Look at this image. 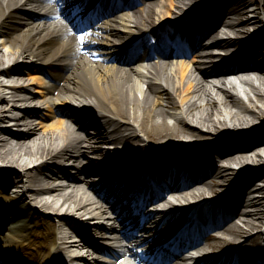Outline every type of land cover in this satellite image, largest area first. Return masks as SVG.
Wrapping results in <instances>:
<instances>
[{"label":"bare ground","instance_id":"1","mask_svg":"<svg viewBox=\"0 0 264 264\" xmlns=\"http://www.w3.org/2000/svg\"><path fill=\"white\" fill-rule=\"evenodd\" d=\"M184 1L147 0L140 5L134 0L129 12H123L121 17L117 13L94 22L96 25L69 27L71 11L81 4L76 0H0V51H5L0 52V76L14 82L12 87L0 85V201L24 209L31 199L51 214L32 205L27 212L33 209L38 214L41 225H47L44 230L37 224L27 236L18 231L30 225L17 228L16 223L8 231L18 232L21 239L17 240L5 235L4 230L5 236L0 234V264H59L54 259L55 251L62 260L81 262L85 257L72 253L79 252L73 251L78 244L67 234L72 217L85 213L79 215L83 220V216L94 214L96 220L126 224L120 215L116 220L109 215L103 204L95 205L89 191L100 188L101 192L107 187L105 192L112 194L116 183L126 179L124 174H118L120 170L140 168L154 157L157 162L149 168L162 171L159 160L167 151L160 150L154 157L152 153L175 138L208 139L202 148L219 154L220 161L214 164L220 171L212 170L210 156L192 155L191 172L186 174L195 181L183 188L170 187L172 191L179 190L175 199L178 203L170 202L163 210L155 211L153 216L164 217L156 225L160 224L161 229L176 227L194 207L193 202L202 200L200 215L207 210L218 224L210 242H198L192 251L202 257L216 252L211 257L221 259L218 264H226L225 258L233 261L234 257L246 259L248 264L264 259V184L255 188L252 184L241 197L237 195L239 185L246 183L249 175L264 182V151L260 150L264 144L259 143L264 140V132L257 135L264 130V0H234L231 4L226 0L229 14L222 15L220 26L212 25L214 30L207 38H216L219 33L221 36L208 46L201 39L211 24L209 11L198 10L201 0ZM216 2L221 0H210L209 5L213 7ZM45 5L49 7L43 11L30 8ZM251 7H255L254 17L249 16ZM177 21L182 22L178 25ZM199 24L202 28L197 32ZM258 24L263 30L250 42L251 28ZM85 27L90 28L83 30ZM181 27L191 31L187 33L189 39L203 34L194 53L164 55L163 62L153 61V57L147 60V67L144 63L136 66L134 57L121 53L119 45H127L124 42L135 35L145 42L148 38L161 39L163 33ZM251 46L255 51L248 59ZM27 57L32 61L21 65L20 61ZM7 63L11 65L6 67ZM25 66L30 82L18 84L26 77L22 74ZM239 82L251 86L244 98L228 86H238ZM3 85L14 89L15 102L26 105L25 109L14 105L21 113L11 119L12 130L5 125L10 122L3 110L8 102ZM39 100L43 105L38 107ZM41 108L43 117L39 118ZM254 150L257 151L253 153ZM176 158L174 165L180 162ZM234 165H240L238 176ZM55 169L57 172L49 175ZM69 169L77 174H71ZM152 173L145 172L144 178ZM57 176L68 183L57 184ZM101 177V183H96ZM208 194L219 197L207 198ZM166 202L159 200L153 208ZM232 206L236 213L230 209ZM147 220L140 225L153 226L150 221L145 224ZM95 225L94 237L102 240L99 244L85 233L82 237L85 247L96 253L93 256L87 252L96 264H131L127 256L138 263L145 262L138 255L137 244L141 241L134 231L128 236L125 253H117L116 260L100 261L99 256H107L106 248L113 241L109 235L118 233L115 224ZM58 230L65 239L61 246H57ZM68 253L71 254L67 256ZM179 260L181 254L169 264H187ZM147 264L157 263L153 259Z\"/></svg>","mask_w":264,"mask_h":264},{"label":"rangeland","instance_id":"2","mask_svg":"<svg viewBox=\"0 0 264 264\" xmlns=\"http://www.w3.org/2000/svg\"><path fill=\"white\" fill-rule=\"evenodd\" d=\"M202 2L201 3H199L198 4V9H200V7L201 6H203V5H208V3L210 2V0H201ZM221 2L223 3L224 2V4L223 5H221L220 3V5H221V7H223L224 9H226L227 10V13L229 12L228 11V8H229V6L228 5H226V2L225 1H222L221 0ZM215 4V3H214ZM213 4V5H214ZM217 4H218V2H217ZM210 9H212V8H210ZM215 10H218V7L216 6V4H215ZM258 27H263L262 25H260V24H258V25H256L255 27H252L251 28V34L253 33L252 31L253 30H255V29H257ZM251 34H250V36H251ZM2 41H1V38H0V43H1ZM3 49V51H0L1 53H5V51H4V48H2ZM217 51V50H216ZM225 52H222V54H224ZM217 54H219V52L217 51ZM28 60H31L29 57H27V58H25V59H23V60H21L20 61V64L21 63H23V65H25L26 63H28ZM12 63V62H11ZM11 63H7L5 66L7 67L9 64L11 65ZM22 69H23V75H25L26 76V74H27V70H26V67H22ZM24 81L26 82V84L29 82V80H28V76H26L25 78H24ZM1 82H3V83H11V81H7L6 79H4V77H0V83ZM228 86H229V88L235 93V92H238V93H240V95L244 98V96H245V92H250V88H251V86H249V85H243L241 82H239L238 83V86L236 85L235 87L234 86H232L231 84H228ZM1 88H6V87H1ZM240 91V92H239ZM5 92H6V96H7V98H8V102H7V104H5V105H3V110L4 111H6L5 112V115H7L9 118L7 119V121H9L10 123H7V124H5L8 128H10L11 130H12V125H11V119L13 118V116H16V115H19L21 112H20V110L19 109H14V105H18V106H21L22 104H24V103H22V102H19V103H17V102H15L14 100H13V94H14V89H12V88H6L5 89ZM23 95H27V94H23ZM41 103V100H39L38 101V104H40ZM261 105H263L264 106V103L262 102L261 103ZM40 106V105H39ZM43 108V107H42ZM41 108V113L39 114V117H43L41 114H42V109ZM3 126H4V124H3ZM202 130H204V129H202ZM176 139V138H175ZM185 138H180V139H178L177 138V140H175L176 142H178L179 140H184ZM164 140H166V139H164ZM163 140V141H164ZM173 139H170V141H172ZM185 140H187V139H185ZM207 140L208 139H202V140H199V141H193V142H196L197 144H200L201 146H200V149H199V151L198 152H200V153H203V151H206V150H204L203 148H202V146L204 145V143H206L207 142ZM192 141V140H191ZM151 142L152 141H149L148 143L149 144H151ZM145 143H147V142H145ZM157 143V142H156ZM105 146H109L108 145V143H106V144H104ZM258 150V149H257ZM257 150H254L253 151V153L254 152H256ZM262 152L264 151V149H260ZM213 155H215V157L216 158H218V156H217V154H213ZM26 157V156H25ZM113 157L114 158H116L117 157V155H113ZM234 167H235V173H236V175L238 176V173L240 172V170H239V168H240V165H234ZM56 170V169H55ZM212 170L213 171H220V169L218 168V166L215 164V165H213V168H212ZM211 170V171H212ZM69 172H71V174H77V172L75 171V170H73V169H69L68 170ZM55 172H57V170L56 171H54L53 170V172H49V175L50 174H53V173H55ZM57 174V173H56ZM235 175V177H237ZM58 176L59 177H61L60 176V174H58ZM57 176V177H58ZM56 178L57 179V184L58 183H64V184H67L68 183V181L67 180H63V179H61V178ZM97 180H100V179H96V181ZM209 180H212V179H209ZM95 181V182H96ZM92 182H94V181H92ZM252 184H255V186H254V188L255 187H257V186H263V184H264V182H261V183H259V178H257V177H252V175H249L248 177H247V182L245 183H243V184H241V185H239V187H240V191H237V195H238V197H241L242 196V192L245 190V189H247V187L248 186H252ZM229 189H232V187H229ZM12 191V190H11ZM20 191V189L18 190V192ZM89 193L91 194L90 196H91V198H93V200L96 202L95 203V205H97V204H100L98 201H99V199H98V196H97V194H96V189H91V191H89ZM257 194H259V193H257ZM178 194H176V195H171L172 197H174V196H177ZM208 197H210V198H218L219 197V195H216V196H211L210 194H208V196H207V198ZM175 198V197H174ZM227 199H229L230 200V198H227ZM231 201V200H230ZM194 203V202H193ZM231 203H233L232 201H231ZM27 205L25 206L26 208L28 207V205H29V208H30V206H32V205H35V209H37V210H39V211H42V212H45V213H47V214H49V216L51 215L50 213H48V212H50V210H45L44 208H42L41 206H40V204H37L35 201H33V200H31V199H29L28 201H27V203H26ZM232 210H234L235 211V213H236V211H237V209H235V206H232ZM98 211V210H97ZM97 211H96V213H97ZM96 213H95V215H96ZM83 214H85V213H80L79 215H83ZM12 215V214H11ZM79 215H77L76 217L77 218H75L76 220H78L79 221V223L80 224H73V225H71L72 226V228H67V234L71 237V240L72 239H75L76 238V234H77V231H79V230H81V225L83 226V228L84 229H87L86 227H88V226H86L85 224L87 223V222H89V216H91V215H86V216H83V220L81 221V219H78L79 218ZM94 215V214H93ZM109 215H111V212H109ZM37 216H38V214L37 213H34L33 212V210H31V213H30V215L28 216V218L27 217H24L25 219L24 220H26V218H27V221H25V223H28V225H30L29 226V228L26 230V228H24V229H21L20 231H18V232H20V234H25V235H27V236H30V232L32 231V229H33V227H35V225H41V223H40V221H38L37 220ZM49 216H47V218H46V221H48V220H50V218H49ZM5 221H7V225H5V235L6 234H10V237L11 238H13V239H21V237H19L18 236V232H9L8 231V229H10V227H11V225L9 224L10 223V221L8 222V220L7 219H5ZM41 226H43V227H41L43 230L47 227V225L45 226V225H41ZM12 229V228H11ZM4 231V230H3ZM207 230H205V234H202V239H203V242L204 243H208V242H210V240H209V238H210V232H206ZM88 232L90 233V232H92V229L91 228H89V230H88ZM16 233V234H15ZM13 234H15V236L13 237ZM5 235H3V237L5 236ZM12 235V236H11ZM99 241V240H98ZM100 242V241H99ZM81 248L80 247H78V246H74L73 247V251H75V250H80ZM102 258H104V257H100V259H102ZM93 261L94 260H91V258L89 259V262L90 263H93ZM38 264H41L40 262L38 263Z\"/></svg>","mask_w":264,"mask_h":264},{"label":"snow or ice","instance_id":"3","mask_svg":"<svg viewBox=\"0 0 264 264\" xmlns=\"http://www.w3.org/2000/svg\"><path fill=\"white\" fill-rule=\"evenodd\" d=\"M80 39L83 40V36H81Z\"/></svg>","mask_w":264,"mask_h":264}]
</instances>
